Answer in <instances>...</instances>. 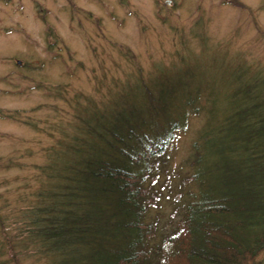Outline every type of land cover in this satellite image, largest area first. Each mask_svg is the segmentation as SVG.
<instances>
[{
    "label": "rangeland",
    "instance_id": "obj_1",
    "mask_svg": "<svg viewBox=\"0 0 264 264\" xmlns=\"http://www.w3.org/2000/svg\"><path fill=\"white\" fill-rule=\"evenodd\" d=\"M167 1L0 0V264L59 263L38 238L41 193L55 184L61 142L92 137L96 119L125 110L154 122L155 138L164 120L185 125L146 183L158 193L152 243L198 191L184 180L201 169L222 181L233 94L264 92V0Z\"/></svg>",
    "mask_w": 264,
    "mask_h": 264
},
{
    "label": "trees",
    "instance_id": "obj_2",
    "mask_svg": "<svg viewBox=\"0 0 264 264\" xmlns=\"http://www.w3.org/2000/svg\"><path fill=\"white\" fill-rule=\"evenodd\" d=\"M256 85L233 94L219 147L229 148L222 181L205 179L201 169L184 180H195L198 191L186 194L183 218L159 242L151 241L158 221L146 222L158 193L146 183L156 181L150 171L185 125L164 120V134L150 137L154 122L122 110L111 121L95 118L92 137L62 141L55 184L41 193L48 202L36 218L43 250L58 264H263L264 92Z\"/></svg>",
    "mask_w": 264,
    "mask_h": 264
},
{
    "label": "bare ground",
    "instance_id": "obj_3",
    "mask_svg": "<svg viewBox=\"0 0 264 264\" xmlns=\"http://www.w3.org/2000/svg\"><path fill=\"white\" fill-rule=\"evenodd\" d=\"M174 141H175V139L171 140V142L169 143V145H168L167 148H166V152L168 151L170 145H171ZM166 152H165V154H166ZM162 157H163V156H162ZM159 159L161 160V157H159ZM161 162H163V161H161Z\"/></svg>",
    "mask_w": 264,
    "mask_h": 264
},
{
    "label": "water",
    "instance_id": "obj_4",
    "mask_svg": "<svg viewBox=\"0 0 264 264\" xmlns=\"http://www.w3.org/2000/svg\"><path fill=\"white\" fill-rule=\"evenodd\" d=\"M167 3H170V1L168 0Z\"/></svg>",
    "mask_w": 264,
    "mask_h": 264
}]
</instances>
